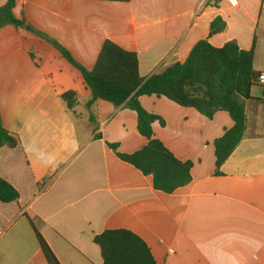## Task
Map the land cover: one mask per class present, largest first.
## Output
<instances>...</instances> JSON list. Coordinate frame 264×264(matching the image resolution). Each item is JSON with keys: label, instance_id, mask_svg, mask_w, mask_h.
Here are the masks:
<instances>
[{"label": "crops", "instance_id": "crops-1", "mask_svg": "<svg viewBox=\"0 0 264 264\" xmlns=\"http://www.w3.org/2000/svg\"><path fill=\"white\" fill-rule=\"evenodd\" d=\"M238 1L246 9V0ZM7 2L0 0V8ZM201 3L17 0L14 15L88 70L110 40L136 52L140 74L149 78L186 61L202 39L217 48L235 41L247 51L258 43L263 0L247 21L227 17L238 7L226 0L203 9ZM217 17L227 28L209 37ZM255 89L252 98L264 99ZM69 92L76 94L72 110L62 100ZM91 99L82 73L45 39L21 27L0 29V114L19 141L0 150V177L20 196L0 200V264H49L33 225L61 264H103L94 237L108 230L140 236L158 264H264V103H247L245 137L217 174L214 142L234 127L230 115L208 119L165 97H141L144 109L165 122L153 125L155 137L193 162L191 183L166 194L117 155L148 144L136 112L103 100L89 107Z\"/></svg>", "mask_w": 264, "mask_h": 264}, {"label": "trees", "instance_id": "trees-1", "mask_svg": "<svg viewBox=\"0 0 264 264\" xmlns=\"http://www.w3.org/2000/svg\"><path fill=\"white\" fill-rule=\"evenodd\" d=\"M129 3L131 0H98ZM264 1V0H263ZM17 0H8L0 8V29L12 25L27 29L45 39L58 50L69 63L83 75L92 92L88 106L103 100L117 109H129L138 116V132L148 144L133 154L117 152V145L110 147L118 157L134 166L145 176L153 177L154 187L166 194L188 186L192 181L193 162H183L155 137L153 125L164 120L144 109L140 102L143 96L167 98L184 108H192L208 119L218 112H227L234 121V127L214 142L217 158V174L243 141L247 131L248 102L264 103V99L252 98V89L260 85L261 73L254 69L256 39L250 50H243L237 42L231 41L221 48L214 47L209 38L200 40L184 62H177L149 78L140 74V61L136 52L128 51L107 40L92 70L81 65L57 40L36 29L26 20L14 15ZM226 22L217 17L210 28L209 37L223 33ZM62 100L69 110L76 105V94L66 93ZM19 141L4 127L0 114V150L3 147L16 148ZM18 191L0 177V200L4 203L19 200ZM39 246L49 264H61L57 256L33 225ZM100 248L103 264H158L148 244L129 230H108L94 237Z\"/></svg>", "mask_w": 264, "mask_h": 264}, {"label": "rangeland", "instance_id": "rangeland-1", "mask_svg": "<svg viewBox=\"0 0 264 264\" xmlns=\"http://www.w3.org/2000/svg\"><path fill=\"white\" fill-rule=\"evenodd\" d=\"M211 1L212 4L217 5V3L220 0H203V3H201V9L207 7ZM245 3H246V9L244 8V6H240L237 9H233L232 11H229L226 14V16L232 19L234 18L242 21H247L246 17H249V11L252 12L253 14L256 12V7H255L256 0H248V1L246 0ZM197 12L198 14L200 13V8L197 9ZM244 32L245 29L241 28L238 31L239 36L244 37ZM255 34L257 35L258 43H256V57H255L254 65L257 70L264 71V13L262 16L261 25ZM263 92H264V86L262 84L256 86L255 89L256 94H263Z\"/></svg>", "mask_w": 264, "mask_h": 264}, {"label": "built area", "instance_id": "built-area-1", "mask_svg": "<svg viewBox=\"0 0 264 264\" xmlns=\"http://www.w3.org/2000/svg\"><path fill=\"white\" fill-rule=\"evenodd\" d=\"M230 7L232 8H237L239 6V1L238 0H226ZM260 84L264 86V74H261L260 79H259Z\"/></svg>", "mask_w": 264, "mask_h": 264}]
</instances>
